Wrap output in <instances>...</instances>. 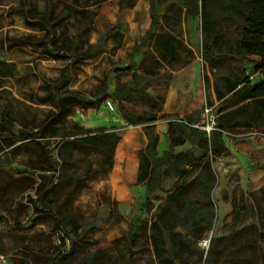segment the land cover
<instances>
[{"label": "rangeland", "instance_id": "374dc122", "mask_svg": "<svg viewBox=\"0 0 264 264\" xmlns=\"http://www.w3.org/2000/svg\"><path fill=\"white\" fill-rule=\"evenodd\" d=\"M96 1L50 0L57 22L43 29L32 15L26 17L23 11L37 9L45 13L48 8L45 0H0V115L13 122L14 130L33 132V125L54 109L49 100L42 98L49 93L50 86L58 84L65 68L67 84L56 94L61 95L64 89L77 90L97 105L73 104L63 112L53 126L56 134L47 137L53 153L60 133L72 122L93 129L114 123L111 128L121 135L116 147L122 161L116 177L127 179L128 184L121 186L124 191L118 195L114 169L82 178L88 162L95 164L98 158L95 154L82 155L59 168L49 192L39 202L35 187L22 191L25 179L2 182L8 179L7 174L19 178L26 173V149L19 147L10 150L7 157L0 156V169L5 171L0 175V264H51L58 251L71 247L74 248L72 264H126V261L173 264L168 261L172 252L167 230L172 222L173 230L184 233V228L169 217L183 200H193L200 194L199 189H187L175 197L168 212L162 213L163 191L176 180L170 175L162 182L163 191L153 192L147 200L144 185L136 182L141 143L138 129L145 132L147 123L130 125L119 111L120 102L113 97L114 90L120 83L159 97L161 103L164 101L170 79L153 77L149 72L155 66L154 46L167 51L177 65L198 57L200 78L201 73L212 74L211 65H221L223 71L240 75H245V69L249 68V57L222 64L215 57L201 55L203 40L209 50H214L226 38H239V29L235 23L228 22L223 12L237 0H210L203 12L209 21L208 29L202 27L200 13L187 14V9L195 6L187 0H132L133 4L127 7H121L120 0ZM73 6L77 11L67 14L66 7ZM91 10L95 13L92 20L84 13ZM152 15L155 20L150 28L153 36L160 39L154 43L153 36L144 34ZM46 33L56 42L49 44V48H63L64 56L54 57L44 52L46 45H13V39L26 35L43 37ZM69 37L74 39L75 55L67 50L65 41ZM141 51L143 56L139 54ZM86 52L88 56H83ZM193 74L190 67L173 78L172 84L181 100L190 98L188 87ZM108 101L114 110H110ZM121 103L125 109L145 116L153 112L138 99ZM205 106L191 124L201 119ZM212 114L215 115L213 107ZM254 145L249 148V143L240 142L235 159L220 155L213 160L215 177L211 196L216 204L212 224L180 252L178 264H264V149ZM184 147L200 153V149L188 144L175 150ZM130 158L136 161L133 179L124 167V161ZM34 177L40 181L37 174ZM74 184L76 188L69 194ZM56 218L61 220L63 228H57ZM154 221L162 228L164 239L157 258L153 257L150 243Z\"/></svg>", "mask_w": 264, "mask_h": 264}, {"label": "trees", "instance_id": "16d2710c", "mask_svg": "<svg viewBox=\"0 0 264 264\" xmlns=\"http://www.w3.org/2000/svg\"><path fill=\"white\" fill-rule=\"evenodd\" d=\"M45 1L46 5H48L45 13H41L37 9H31L30 11L25 9L23 11L26 17L32 15L42 25L43 29L57 22L49 5L50 0ZM101 1L97 0L95 3H100ZM120 2L121 7L133 4L132 0H120ZM187 2L195 4L194 7L187 9V14L195 16L200 13L201 25L204 29H208L209 21L203 12H206L210 0H187ZM233 4L223 9L225 18L228 19V22L230 21V24L235 23L240 32L237 46L233 47V49L237 51L240 58L256 56V59L252 60L253 70L263 72L264 0H237ZM66 9L69 11L67 14L77 11L75 6L66 7ZM85 12L92 20L95 15L94 11ZM112 28L114 29V27ZM113 32L117 33L118 31ZM13 40H15L13 45H46L44 52H48L54 57L64 56L62 53L63 48H49V44L53 45L56 42L50 35L47 36V33L43 37L34 38L32 35H26ZM65 42L67 50L71 52V55H75L74 39L69 37ZM201 53L203 57L208 55L214 57L204 40L201 43ZM88 54L86 52L83 56H88ZM245 82H247L246 79L244 80ZM66 84V69L63 68L58 78V84L53 87L50 86L49 93L42 98V100H49L54 109H50L39 123L33 125L34 131L31 133L24 132L21 128L17 131L14 130L13 122L7 119L5 115H0V156L7 157L10 150L13 151L19 147L25 148L28 154L26 173L19 178L7 174L8 179H3L2 182H14L25 179L26 182L22 191L35 187L36 198H38L39 202L43 200L53 185L56 172L59 171L63 164L71 162V158L77 159L82 155L89 156L90 154H95L98 157L95 164L91 160L88 162L82 178L96 173L109 172L113 167L115 148L120 140V135L112 128L93 129L72 122L68 129L60 133L56 142V151L53 153L47 137L56 134L53 131V126L58 121V118L63 115V112L73 104L97 105L95 100L83 97L77 90L64 89L61 95H57L56 91L63 88ZM246 94H251L254 97L253 100L256 107L264 110V80L251 85L248 91L243 93L242 97H245ZM113 97L120 102L119 111L130 125L147 123L144 129L148 142L143 148L138 150L139 165L137 172V183L144 185V195L147 200V196L153 192L163 191L162 182L165 177L170 175H174L176 180L171 188L163 191L165 197L161 200L163 204L160 205L162 213L168 212L173 205L175 197L182 195L187 189L192 187H198L199 189L200 194L195 196L193 200L187 202L183 200L169 217L170 219L175 218L177 225H181L184 228V233L175 231L173 230L175 223L172 222L167 230L168 242L172 252V257L168 261L178 264L181 261L180 252L189 247L191 240H197L201 236L202 229L208 228L212 224L216 204L211 196V188L215 177L212 162L216 156L226 153L221 139V130L217 124V129L211 131L208 135L204 131L192 127L181 120H169L167 122L169 147L161 155H158L156 150L158 134L155 131L153 122L157 119V112L160 111L161 102L159 97H154L145 91L135 90L120 83L114 90ZM134 99H138L148 105L153 112L149 116H145L123 107L122 100ZM17 141L19 143L14 145ZM186 144L195 145V147L200 149V153L195 154L192 147H184L179 151L175 150L176 147ZM4 172L3 169H0V175L4 174ZM34 174L38 175L39 182L35 180ZM75 188L76 184L71 187L69 194L73 193ZM157 198L160 199L161 197ZM35 208H38L36 203ZM55 221L58 225L57 228H63L61 220L56 218ZM150 243L157 258L164 246L162 228L159 227L157 221L152 223ZM73 255V247L66 250L62 249L51 258V264H72L71 258H73ZM125 255L128 256V253ZM126 264H128V261H126Z\"/></svg>", "mask_w": 264, "mask_h": 264}, {"label": "crops", "instance_id": "0c3cea01", "mask_svg": "<svg viewBox=\"0 0 264 264\" xmlns=\"http://www.w3.org/2000/svg\"><path fill=\"white\" fill-rule=\"evenodd\" d=\"M152 16L147 30L144 33L145 35L147 34L148 37L153 36L150 25L155 18L154 15ZM155 40L158 42L160 41L159 37L155 38V36H153L152 43H154ZM237 43L238 39L233 40L232 38H226L224 41H220L219 46L211 50V53L216 59L220 60L222 64L232 62L233 60L236 62L240 59L237 51L233 49V47L237 46ZM141 53L142 51L139 52V54ZM152 54L155 57V66L149 71L151 75L157 78L164 76L170 79L168 93L161 103L160 111L157 112V119L154 121L156 125L155 131L158 134V142L156 145L158 155H161L169 147L167 122L179 117L180 119L178 120L191 124L197 121L198 114L205 105H210L215 110L216 123L221 130V139L226 149V153L222 154V156L231 155L232 159H235V154L239 151L240 142L249 143V148H253L252 145L255 144V141H258L259 143L257 142L254 146H259L261 149H264V110L256 107L253 100L254 97L251 96V94H246L245 97H242L243 93L247 92L251 85L260 80H264V71L253 70L252 60H255L256 56L252 55L249 57L250 65L249 68L245 69V75L233 73L232 71H223L221 65H217L216 67L211 65L210 69L212 74L210 71H207L206 74L201 73L200 78L198 57L184 64L177 65L171 59L167 51L158 49L157 46H154V49H152ZM141 56H143V53ZM190 67L194 69V74L190 80L191 85L188 87V90H190V98L185 101L186 97H184V100L180 99L172 81L175 75L184 73V71ZM167 78H165V80L169 82ZM245 79L247 82L244 83ZM187 82H189V80ZM182 83L186 84V80H182ZM114 125V123H107L102 128H111ZM138 130L140 131L141 137V143L138 147L139 150L147 144L148 139L144 130ZM127 137H129V134H127ZM17 142H15L14 145H16ZM188 146L192 145L188 144ZM193 151L196 154L194 149ZM217 157L218 156L215 158ZM138 165L139 163H137L136 169V161L133 158L124 161V167L127 171L129 170L130 178L133 179L134 170L136 169L137 179ZM121 168L122 161L117 154L116 147L112 169H114L115 172L114 180L115 185L118 186V188H116L118 195L124 191L121 186L128 184L127 179L121 176L116 177V175H118V170H121Z\"/></svg>", "mask_w": 264, "mask_h": 264}, {"label": "built area", "instance_id": "2783aa9c", "mask_svg": "<svg viewBox=\"0 0 264 264\" xmlns=\"http://www.w3.org/2000/svg\"><path fill=\"white\" fill-rule=\"evenodd\" d=\"M108 106L110 110H114V107L109 101H108ZM189 125L204 131L208 135L211 133V131L216 130L217 129L216 117L215 115L212 114V107L205 106L201 113V119L197 123L189 124Z\"/></svg>", "mask_w": 264, "mask_h": 264}]
</instances>
